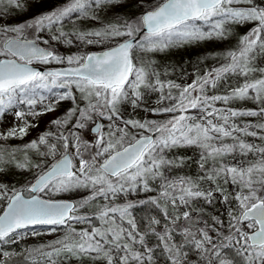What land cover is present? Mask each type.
<instances>
[{
	"label": "snow or ice",
	"instance_id": "1",
	"mask_svg": "<svg viewBox=\"0 0 264 264\" xmlns=\"http://www.w3.org/2000/svg\"><path fill=\"white\" fill-rule=\"evenodd\" d=\"M49 3L0 0V264H264V0H58L29 16ZM206 41L225 47L180 82L151 58ZM141 193L156 195L128 199ZM45 233L59 235L20 248Z\"/></svg>",
	"mask_w": 264,
	"mask_h": 264
},
{
	"label": "rangeland",
	"instance_id": "2",
	"mask_svg": "<svg viewBox=\"0 0 264 264\" xmlns=\"http://www.w3.org/2000/svg\"><path fill=\"white\" fill-rule=\"evenodd\" d=\"M55 2H58V0H52V3H55ZM52 3L45 4L40 8L33 9V12L29 13V16L51 7ZM27 18L28 17L26 16L20 15L16 17V21L14 22H22L23 20ZM86 27L90 29L93 27H98V25L97 24H87ZM246 30L247 28H241L239 31L242 34ZM227 46L231 47L232 45H227ZM224 47H225L224 45H221L217 42L206 41V42L189 44V45H186L182 49H173V50H169L168 52L158 53V54L153 55L151 58L155 61V66L157 67L158 70H160L161 72L167 71L169 73V78L177 79V82H180V73L186 71L191 74L197 68H203L207 66L209 63H214V61L204 60V58L210 53L222 51ZM58 50L61 54H70V53H74L78 51L98 52V51H101L102 48L100 46H95V45L83 46L81 49L58 46ZM201 61H204V63L201 64L200 63ZM40 67L44 68V66H40ZM248 106L251 107L253 105L249 104ZM69 107H71L70 102L62 103L57 109V112L50 113L46 116L39 118V128L30 129L29 135L26 136L23 140H12L10 141V144L13 146L22 145L23 143H26L30 141L31 139H34L38 133L45 130V127L50 120L55 119L57 116L62 115ZM133 115H135V113H133ZM144 115L145 114L143 112H140L137 118L143 117ZM12 124H13V119L11 115H8L6 119L0 118V128L9 127ZM86 138H90V137L86 136ZM181 154H184V150H177L175 153V155H181ZM194 170L195 169L193 166V169L189 171L191 172ZM2 179L5 182H9L10 184H15L16 187H19L20 184L23 183L24 177H21L15 174H9L3 177ZM145 195H156V193H149V194L141 193L138 197L133 196V197H128V199H141V198H144ZM121 202L122 201H119V200L117 201V203H121ZM133 214L136 217H138V220H143L146 223L147 218L149 216L157 214V210L155 209L133 210ZM158 230H160L159 227H158ZM56 235H59V234L49 235L45 233L39 237L27 238L26 240L21 241L20 248H36V247L43 246L49 243L50 241H52L53 239H55ZM163 260L164 258L161 257V260L157 261V264H163Z\"/></svg>",
	"mask_w": 264,
	"mask_h": 264
},
{
	"label": "water",
	"instance_id": "3",
	"mask_svg": "<svg viewBox=\"0 0 264 264\" xmlns=\"http://www.w3.org/2000/svg\"><path fill=\"white\" fill-rule=\"evenodd\" d=\"M37 67H40V66H37ZM41 69H43L42 67H40Z\"/></svg>",
	"mask_w": 264,
	"mask_h": 264
}]
</instances>
